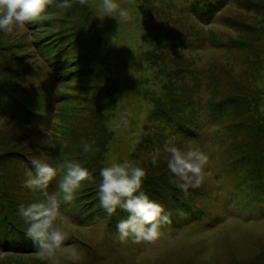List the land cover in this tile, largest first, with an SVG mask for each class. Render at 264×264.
Masks as SVG:
<instances>
[{
    "label": "rangeland",
    "instance_id": "1",
    "mask_svg": "<svg viewBox=\"0 0 264 264\" xmlns=\"http://www.w3.org/2000/svg\"><path fill=\"white\" fill-rule=\"evenodd\" d=\"M223 1L212 22L200 24L184 0H0V100L7 105L19 96L32 104L30 117L46 116L29 124L0 114V174L11 179L8 196L47 248L0 251V264H243L264 257V193L256 189L258 171L264 176V123L254 119L256 111L264 114V0ZM24 4L36 12L22 15ZM33 19L40 24L27 23ZM200 74L207 79L198 81ZM147 78L157 89L190 90V101L216 91L209 106L222 120L202 143L206 153L176 135L162 145L168 128L147 99L136 98L132 82ZM229 98L235 101L223 115L220 102ZM92 138L103 139L101 163L95 151H84ZM235 143L239 151L231 149ZM58 153L68 160L83 154L79 171L66 174L83 184L57 182L54 200L35 178L43 169L52 176L63 170ZM240 155L256 169L239 163ZM23 156L37 162L36 175ZM91 159L100 175L82 167ZM145 167L174 179L202 221L178 230L164 221L165 228L139 235L110 227L116 197L123 198L114 186L133 183Z\"/></svg>",
    "mask_w": 264,
    "mask_h": 264
},
{
    "label": "trees",
    "instance_id": "2",
    "mask_svg": "<svg viewBox=\"0 0 264 264\" xmlns=\"http://www.w3.org/2000/svg\"><path fill=\"white\" fill-rule=\"evenodd\" d=\"M184 1L187 7L185 8L187 14L193 17L200 24L212 22L214 13L224 4L223 0ZM21 7L22 15H31V12H36L34 6L24 4ZM31 22L40 24L38 22V19L30 20L27 23ZM52 44L53 42L49 41L40 46V48L46 51ZM53 51L57 50L53 48ZM43 58L47 62L48 57L45 55V57ZM59 62L63 63L61 60H58L54 63ZM47 64L50 66V63ZM175 65L176 63L169 65L167 68L169 69V71L176 70ZM206 74L209 76L208 73ZM131 78L133 79L132 74ZM198 78V81L200 79H207V77L202 74H200V77ZM1 80L3 81L4 79ZM141 81L142 80H132V82H134L135 84L134 86H136V89L133 87L135 92L140 94L137 95L138 97L136 98H143L144 100L147 99L150 106H152V115L157 118V120H161L160 125L162 126V129L168 128L166 130L167 142L163 140L164 144L162 145L168 146L167 143L169 142V140L176 135L179 137L181 136V138L186 139V141L189 140L191 142L193 141L197 143L196 152L202 153L204 151L206 153V148H204V145H202V143L205 144L206 137L209 133L214 134L213 132H211L213 130V126L219 124L222 120L221 117H215L212 115L213 107L209 106L210 104H214L216 102L217 98H214V93L216 91L210 92L209 90L205 89L204 91H206V95L208 98H205L203 94L198 95V98H194L193 101H190L186 99V95H188L189 93L191 94L190 90L185 91L182 88H180L179 90H172L169 86L157 89L155 87H152L151 84L154 83L152 80L147 78L143 80V83H141ZM148 81H150L151 83ZM127 82L130 83L131 81L128 79ZM230 85H232L231 89L236 90L233 84ZM131 86L133 85L131 84ZM243 87L244 86L241 83L240 85L238 84V89L242 90L244 89ZM118 90H120V88H118ZM140 90L142 91V93L140 92ZM139 96L141 98H139ZM26 101L29 102L28 100ZM234 101L235 100L231 98H229V100H223L222 102H220L221 104L219 105V111H221L223 115H227L229 113V107L232 106ZM8 103L9 104L5 105L4 102L0 100L1 115H5L6 117H14L29 124H37L38 122L40 123L44 119V117H46L42 114H36L35 118L30 117L29 112L32 110V104L30 102L25 103L19 96L12 97L11 101ZM261 106V109H263L264 101L263 103H261ZM40 111L42 112L43 110L40 109ZM256 114L257 115L254 119L260 126L262 123H264V114H262L261 112L259 114L258 111H256ZM241 126L242 124H240L238 127ZM40 127H42V125H40ZM156 127H158V124L156 125ZM259 128L260 127H258V129ZM132 129H134V126H132V122L130 120L127 130L132 131ZM100 140L102 141L103 139L100 138ZM101 141L92 138L90 140L89 146H87L84 150L89 154H92V151H95L97 155V158L95 160L98 162H100L99 157L102 151V145L100 144ZM93 145H95V147H93ZM230 147H232L231 149L235 151H239L241 145L235 143L234 145L231 144ZM212 148L213 147L210 148V151ZM81 156L69 157L70 159L68 160L66 159V156L58 153L60 167L63 166V170H58L53 176L59 177L63 181V183L68 182L70 184L71 181L67 178L66 174L77 173L79 171L80 166H78L77 164L83 165L80 164V162L82 161L80 158ZM215 157L216 156H214L213 154L212 161H214ZM7 158L8 160H11L10 157L7 156ZM23 159H26V162H29L30 164H33L38 168L36 161L24 156ZM82 159L84 158L82 157ZM3 160L5 161L7 159L4 157ZM231 161L232 160H230L228 165L231 163ZM237 161L244 164L245 166L249 165V162L242 155L237 158ZM86 162H88L89 165H84L82 167L86 168L89 173H91L92 171L93 173H98L100 175V171L98 170V168H96L97 166L92 162V159ZM218 166L219 168H217L216 171L218 170L220 173L222 164L219 163ZM66 167L68 168L66 169ZM141 169L142 170L135 171L136 173L135 175H133L135 181L133 183H129L128 181L124 183L119 182L114 186V192L116 191V193L123 196V198L116 197L118 205L109 220L110 227H112L116 232L136 231L139 233L148 234L165 228L164 224H162L164 221L169 225L171 230H178L183 227L191 226L193 225V223H198L197 220L202 221V216H199L197 212L194 213L189 208V206L185 202L183 193L176 187L174 179L170 180L172 178L167 173L165 174L159 169L151 171L148 167ZM248 169L254 170L256 169V167L253 166V163H251ZM38 174L46 175L47 178L53 177V170L43 169V173ZM258 174L259 183L256 189L264 193V176L263 173L259 171ZM3 178L4 176L1 173V183V180ZM4 179L6 180V182L3 186L0 185V251L12 253H28L37 251L41 249V247L46 248L42 244L37 243L28 233L29 226L26 222L24 211L19 209L17 210V202H14L13 199L8 196L11 185L10 183L7 184V182L11 181V179ZM36 180L40 188L43 187V185L48 187L54 186L53 179H47L43 181L37 176ZM217 181H219V178L215 181L216 188H218ZM71 183H74L76 185L83 184L82 179L75 180ZM206 190V193H208V188H206ZM6 194L7 197L5 199ZM211 195L213 196L214 194L212 193ZM263 196L264 194H259L260 198H262ZM219 198H221V196L213 197V201L217 202L219 201ZM151 199L157 201V205L153 206V204H150L148 201ZM226 203L228 204L227 198ZM126 209H129L130 211L127 212L125 211ZM263 212L264 210L259 215L260 217L264 216ZM131 213L133 215H131ZM168 218L169 222L167 220ZM32 241H34L37 245L32 246ZM256 257L257 255H253L249 261H246L243 264H264V257L261 258V260L259 259V257ZM235 263L236 262H233L231 264Z\"/></svg>",
    "mask_w": 264,
    "mask_h": 264
}]
</instances>
